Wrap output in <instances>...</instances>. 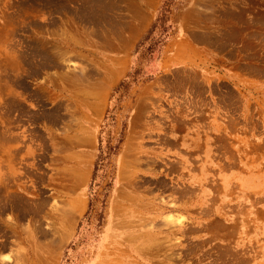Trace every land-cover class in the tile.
<instances>
[{
	"label": "rangeland",
	"instance_id": "1",
	"mask_svg": "<svg viewBox=\"0 0 264 264\" xmlns=\"http://www.w3.org/2000/svg\"><path fill=\"white\" fill-rule=\"evenodd\" d=\"M0 264H264V0H0Z\"/></svg>",
	"mask_w": 264,
	"mask_h": 264
},
{
	"label": "bare ground",
	"instance_id": "2",
	"mask_svg": "<svg viewBox=\"0 0 264 264\" xmlns=\"http://www.w3.org/2000/svg\"><path fill=\"white\" fill-rule=\"evenodd\" d=\"M125 213V212H124ZM125 218V217H124ZM179 219V218H178ZM173 221V220H172ZM125 237V236H124ZM132 246V245H131ZM138 247V250H139V248H143L142 246H137ZM141 251V250H140Z\"/></svg>",
	"mask_w": 264,
	"mask_h": 264
}]
</instances>
